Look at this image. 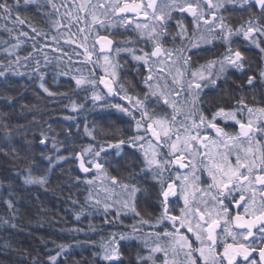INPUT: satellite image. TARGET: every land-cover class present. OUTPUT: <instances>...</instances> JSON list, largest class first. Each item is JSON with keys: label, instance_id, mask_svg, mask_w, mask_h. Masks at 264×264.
Instances as JSON below:
<instances>
[{"label": "snow or ice", "instance_id": "6c2138e0", "mask_svg": "<svg viewBox=\"0 0 264 264\" xmlns=\"http://www.w3.org/2000/svg\"><path fill=\"white\" fill-rule=\"evenodd\" d=\"M29 6L47 29L20 15L21 7ZM0 19L13 20V28L4 27L10 37L16 25L32 33L21 30L15 43L4 41L8 59L0 60V78L25 75L19 67L31 61L44 93L67 96L45 86L33 54H43L48 64L44 50L51 48L60 53L58 74L74 81L72 92L84 91L85 102L114 110L127 123V133L117 128L109 140L97 139L95 127L85 126L91 143L79 151L66 148L67 156L41 151L40 162L33 158L23 169L26 174L16 172L23 185L47 192L55 170L74 159L84 178L75 176L72 183L86 191L75 219L87 210L116 229L100 238L90 262L75 259L72 245L56 244L43 264H264V0H0ZM27 39L32 51L21 56ZM129 61L142 89L127 79ZM64 107L76 112L85 103L70 100ZM16 127L23 150L30 151L36 137L28 140V130ZM51 131V126L40 130L38 146L47 148L51 139L59 153ZM65 135L71 139L70 131ZM0 138L13 140L7 122ZM0 152L19 159L15 146ZM42 162L44 174L33 175ZM5 204L15 208L10 199ZM19 211L12 212L13 220ZM129 217L132 223L125 224ZM0 223L17 227L8 219ZM98 230L91 221L87 230L69 229ZM76 243L97 247L91 239Z\"/></svg>", "mask_w": 264, "mask_h": 264}, {"label": "trees", "instance_id": "16d2710c", "mask_svg": "<svg viewBox=\"0 0 264 264\" xmlns=\"http://www.w3.org/2000/svg\"><path fill=\"white\" fill-rule=\"evenodd\" d=\"M63 10L61 8L62 12ZM20 15L34 18V22L40 21V26L47 29V25L36 12L35 6H29L27 9L21 7ZM174 16L177 19L181 18L179 13H174ZM186 19L190 26V17ZM232 22L234 25L238 22L237 16L232 17ZM172 24H175V20L172 21ZM5 26L13 28V20L0 19V60L7 63L8 57L2 51L3 48L7 47L4 41L9 44L15 43L14 37L21 30L29 31L30 36L32 33L26 25H16L10 37L8 32L4 30ZM21 39L24 38L21 37ZM37 40L39 41L37 47H39L43 40L39 37ZM32 43L31 39H27L19 50V55L24 56L32 51ZM61 47L64 51L71 52V47L65 45L63 41H61ZM220 50L223 51L222 48ZM44 51L48 53L51 63H45L43 54L38 52L33 54L40 60L41 71L45 73V86L54 93H67V96L49 97L44 93L39 87L40 81L37 74L31 71L33 67L31 61L28 62V67H19V71L25 75L17 76L9 73L6 79L0 78V137H2L3 122H7L13 133L11 143L0 138V148L10 153L11 147L15 146L19 151V159H13L11 155L6 156L0 152V219H8L17 225L16 228H12L10 225L0 223V264H33V258H38V264H43L47 259L49 249H52V254H55L56 244L72 245V254L75 259L79 260L83 256L86 261L90 262L92 252L99 251L100 238L107 236L109 231L116 230L112 226L104 225L102 216L89 215L87 210L79 221L75 219L74 212H78L80 206L84 205L86 191L83 190L84 185L72 183V178L75 176L84 178V174L79 171L77 161L74 159L62 163L55 170L50 183L47 185L52 190L47 192L36 185H23L21 177L16 175L17 171L26 174L23 169L28 167L29 161L33 158L40 162L39 153L41 151H45L53 157L56 154L67 156L69 153L66 148L75 147L79 151V147L91 143V138L84 132L85 126L89 129L95 127L99 140L113 139L117 128L123 129L127 133L126 118H120L114 110H101L99 107L93 106L91 100L85 102L86 93L84 91L72 92L69 85L74 88V81L58 74L60 68L57 67L55 57L60 53L52 51L51 48H46ZM64 59L66 60L67 57ZM199 62L203 63L204 60L200 59ZM61 67L64 65L61 64ZM124 71L127 79L136 84L138 89L143 88L140 83L141 78L136 76L131 61H129V67ZM70 100H75L77 103L84 102L85 107L73 112L70 108L64 107L70 103ZM248 100L252 102L251 95H248ZM259 100L260 97L258 96L257 101ZM25 105L27 107H24ZM65 117H74V119H65ZM18 125H23L28 130L25 133L28 140H33V137H36L30 151L23 150L21 137L17 135L16 126ZM49 126L53 130L48 133L49 137L56 136L60 142L58 145L59 153L52 149L51 139L46 141L47 148L38 146L40 130H47ZM107 126L110 127V132L105 131ZM68 131L72 134L70 140H66L65 134ZM46 167V162H42L38 168L33 167V175H43ZM110 171L113 175L117 174L112 169ZM70 196L72 199L79 200V205H73L69 199ZM9 199L15 205L11 211L5 204V200ZM41 207L45 209L44 212H41ZM16 208L20 211L17 213V218L13 220L12 212ZM85 208L87 209L86 205ZM89 221L100 230L95 233L69 231L72 228L87 230ZM131 223V217L126 218L125 224ZM87 239L96 241L97 247L86 246L82 248L76 243ZM122 243L128 245L129 242L124 241ZM5 244L8 246L5 247ZM131 244V254L134 255L136 242L133 241ZM143 251L146 254V250ZM128 255L129 251L126 250L125 256Z\"/></svg>", "mask_w": 264, "mask_h": 264}, {"label": "rangeland", "instance_id": "374dc122", "mask_svg": "<svg viewBox=\"0 0 264 264\" xmlns=\"http://www.w3.org/2000/svg\"><path fill=\"white\" fill-rule=\"evenodd\" d=\"M110 127L109 126H107V127H105V131H107V132H110L109 129Z\"/></svg>", "mask_w": 264, "mask_h": 264}]
</instances>
